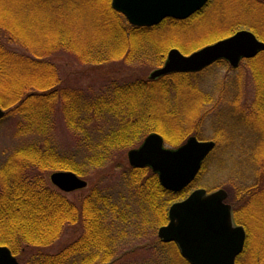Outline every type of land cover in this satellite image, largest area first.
I'll return each mask as SVG.
<instances>
[{
	"label": "trees",
	"instance_id": "trees-1",
	"mask_svg": "<svg viewBox=\"0 0 264 264\" xmlns=\"http://www.w3.org/2000/svg\"><path fill=\"white\" fill-rule=\"evenodd\" d=\"M18 1L23 9L15 23L5 29L0 20V106L6 110L2 120L11 115L30 141L0 165V246L10 248L20 264H130L127 254H120L119 243L126 216L111 190L105 184H94L76 204L49 184L45 174L72 171L86 177L88 169L104 167L116 154L139 146L153 132L160 133L165 143L185 141L190 134L188 127L198 120L202 125L205 118L201 111L207 103L206 94L195 95L198 87L193 83L201 73L169 74L162 77L169 82L160 85L156 82L162 78L109 82L98 91L86 92L64 86L50 57L66 53L82 64L96 66L132 65L145 58L151 66L160 67L170 48L190 53L212 40L192 38L190 45L184 44L186 31L192 30L196 19L227 30L248 28L264 41V0H209L186 20L165 19L153 27L131 25L112 8V0ZM156 44L164 45V51ZM156 50L160 52L158 59L153 57ZM246 62L251 67L255 97L251 105L240 108L243 125L236 130L244 128L246 133L239 137L253 148L254 157L248 160L256 167V180L248 186L227 184L230 190L238 191L229 194L227 202L233 205L236 222L247 232L245 249L236 264H264V239L257 245L239 215L256 192L264 189V155L256 154L264 138V52ZM182 88L194 93L185 98L186 102L197 98L203 104L199 108L191 106L193 111L188 113V107L178 105L181 102H171L174 99L168 92L175 94ZM56 110L74 142L69 151L61 150L56 142ZM215 138L222 142L221 137ZM123 181L132 196L147 206L152 214L148 221L154 217L160 226L168 222L171 204L184 199L191 188L171 193L149 168L128 167ZM77 223L82 228L81 236L57 252H48L65 228ZM152 223L150 231L155 229ZM155 245L166 252L164 262L169 256L167 264H190L175 243L159 241L149 247Z\"/></svg>",
	"mask_w": 264,
	"mask_h": 264
},
{
	"label": "rangeland",
	"instance_id": "rangeland-1",
	"mask_svg": "<svg viewBox=\"0 0 264 264\" xmlns=\"http://www.w3.org/2000/svg\"><path fill=\"white\" fill-rule=\"evenodd\" d=\"M216 1L217 0H213V2ZM22 9V4L18 0H0V20L5 29L15 23L17 14L18 12H22ZM201 21L200 19H196L191 26L192 30L186 31L188 36L184 43L185 45H190L192 38L194 41H203L207 37V39L212 38V40H206L208 42V44L206 42V45L213 44L220 39L233 35L239 30L248 29L241 27L235 30H227L223 26H216L218 25L216 23L210 24V22L203 23ZM209 28L211 29L208 30ZM0 34H2V31ZM220 36H223V38ZM203 42H205V40ZM159 44H156V48L159 46L158 49L164 51L165 46H160ZM200 46L201 44L196 46L195 50L200 49ZM201 47H204V45ZM173 48L177 47H172L170 49ZM78 49L81 51L80 53H82V50L80 48ZM180 51L182 52V50ZM190 53L186 52L184 54L187 55ZM84 54H86V52H84ZM159 55L160 52L156 50L153 57L158 59ZM49 60L58 69L64 86L69 84L75 88L84 89L86 92L98 91L109 82L122 83L138 78L147 79L153 70L161 67L151 66L145 58L141 59V63L137 62L132 65L122 63L106 66L85 65L79 62L74 56L66 53H58L50 57ZM250 70L251 67L247 65L246 60H243L236 69H233L229 64L215 63L200 72L201 74L195 77L197 79L193 80L194 85L198 87V89H196L198 91L195 92V95L200 96L202 92L206 94L205 98L207 103L205 102L206 104L201 111L205 117L204 122L200 125L198 120V122L196 121V123L191 126L192 129H197V131H192L189 126L188 131L190 134L186 136L185 141H182L183 143L181 142L176 145L165 143L169 148H177L183 145L187 139L192 136H196L201 141L213 140L216 142L217 147L205 159L201 171L191 185L190 191L203 188L210 193L219 189H224L227 191L229 197V194L237 193L238 191L230 190L227 184L233 185L237 183L238 185L244 184L248 186L253 184L256 180V167L248 160V158L254 157L253 148L248 144V141L239 137L246 133L244 128L240 127L239 130H236V126L243 125L239 118L240 108L246 104L251 105L255 97ZM166 82H169V79L162 78L156 83L160 85ZM182 89V91L177 92L179 93L178 97L177 93L173 94L172 92H168L170 93V97L172 96L171 98L174 99L171 100V102L174 101V104L181 102L178 105L188 107V111L185 110L188 113L192 110V107L199 108V105L203 104L199 102L197 98H192L190 101L186 102L185 98L194 96V93H190L187 88ZM193 117H196V115ZM54 118V123L57 125L54 132L56 134L58 146L61 150L66 151L73 149L74 142H72V137L65 127L62 114L56 110ZM181 130L182 129L179 127L178 131ZM19 132L22 131L18 128L17 120L11 115H7L5 120L0 122V165L4 163L17 148L30 141V137L26 136L27 134L23 132L20 134ZM222 136H226L227 140ZM215 137H221L222 142L218 143ZM258 145H262V149H257L256 154L260 156L264 155V138L262 140L260 139ZM137 147L128 149L126 153L119 152L120 155L119 153L116 154L115 159L112 161L110 160L104 167L99 169H88L89 171L86 177H82V179L88 182V186L83 190L64 193L51 183L50 175L53 171L46 173L45 176L49 184L54 186L59 192H62L69 201L76 204L88 194L92 185L100 183L105 184L120 202L126 216L119 238V243H121L122 248L120 254H127L128 260H131L129 261L130 264H167L169 263V256H166L167 259L166 262H164L166 252L163 249L160 250L158 245L152 246V248L149 247L151 244H156L160 241L158 237L160 225H157V223L154 222V217H152L151 219L153 221L151 222H153L152 226L155 229L152 231L149 230L151 222L148 220L152 214H149L150 212L147 211L146 205H141L138 199L132 196L130 190L126 187V182L123 181L124 171H126L128 167H131L127 153L129 150ZM242 211L243 212L239 213V215L242 216L252 236L255 237L257 245H259L261 239H264V189L262 192H256L252 201L246 204ZM234 221L236 222L235 215ZM236 224H238V222H236ZM81 234L82 228L80 223L68 225L60 239L51 247L47 248L48 252L54 253L59 251L64 246L78 239ZM156 255H158L159 258ZM152 256L157 258V260L152 259ZM158 259L161 261H158ZM242 260H244V258Z\"/></svg>",
	"mask_w": 264,
	"mask_h": 264
},
{
	"label": "water",
	"instance_id": "water-1",
	"mask_svg": "<svg viewBox=\"0 0 264 264\" xmlns=\"http://www.w3.org/2000/svg\"><path fill=\"white\" fill-rule=\"evenodd\" d=\"M209 0H112L114 10L123 14L136 27H152L165 19L185 20L199 12ZM264 51V41L248 29L202 47L186 55L173 48L164 65L153 70L150 80L172 73H196L219 60L237 68L244 59H253ZM5 111L0 106V120ZM216 142L201 141L192 136L177 148L165 146L158 133L149 134L142 144L128 151L133 168H150L162 187L180 193L189 187L202 169L205 159L216 148ZM51 183L64 193L85 189L88 182L72 171H56ZM224 189L214 192L200 188L185 199L173 203L168 211V223L158 229L164 243L174 242L180 254L190 264H236L243 252L247 233L234 221L233 207L227 203ZM0 264H20L10 248L0 246Z\"/></svg>",
	"mask_w": 264,
	"mask_h": 264
}]
</instances>
